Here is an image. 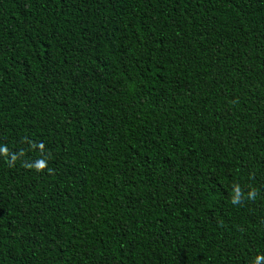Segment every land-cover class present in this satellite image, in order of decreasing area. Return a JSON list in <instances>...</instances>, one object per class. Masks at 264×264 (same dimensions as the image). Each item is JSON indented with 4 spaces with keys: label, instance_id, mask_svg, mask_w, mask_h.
Masks as SVG:
<instances>
[{
    "label": "trees",
    "instance_id": "16d2710c",
    "mask_svg": "<svg viewBox=\"0 0 264 264\" xmlns=\"http://www.w3.org/2000/svg\"><path fill=\"white\" fill-rule=\"evenodd\" d=\"M0 264H264V0H0Z\"/></svg>",
    "mask_w": 264,
    "mask_h": 264
}]
</instances>
